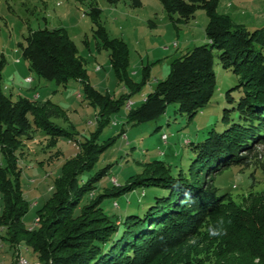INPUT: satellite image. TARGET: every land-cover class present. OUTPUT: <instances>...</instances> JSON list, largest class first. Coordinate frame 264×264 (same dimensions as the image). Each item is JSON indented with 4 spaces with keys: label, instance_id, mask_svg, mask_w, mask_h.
<instances>
[{
    "label": "trees",
    "instance_id": "1",
    "mask_svg": "<svg viewBox=\"0 0 264 264\" xmlns=\"http://www.w3.org/2000/svg\"><path fill=\"white\" fill-rule=\"evenodd\" d=\"M126 1L142 6L141 0H107L111 5ZM158 1L175 23H189L198 10H205L208 43L174 59L168 77L138 107L127 110V123L154 122L172 104L178 105V113L191 118L206 108L218 87L217 54L223 69L241 77V84L227 92L231 107L223 111L226 129H213L204 141L192 144L195 158L188 174L172 175L165 162L155 160L127 185L102 188L96 194L107 168L87 179L84 176L111 145L98 143V136L148 82L150 67H144L141 83L131 79L129 46L123 39L109 37L95 0L89 5L95 37L110 52L111 65L129 90L119 98L91 84L85 59L67 29H30L19 44L30 70L58 86L80 82L89 103L99 109V128L92 137L78 141L73 130L52 121L65 112L51 100L21 97L15 101L7 96L3 72L8 61L0 54V228L4 231L1 238L16 254L24 243L36 264H202L203 253H212L214 264H264V192L251 191L238 204L229 193L220 195L214 185L215 177L231 167L252 170L253 186L256 173L264 177V155L259 151L264 146V27L251 31L230 15L220 14L219 0ZM236 91L242 92L238 100L233 97ZM38 131L47 136L49 147L66 138L77 141L79 151L64 163L50 188L51 197L37 211L36 226L29 228L25 217L31 202L21 183L20 156ZM124 134L123 128L119 136ZM138 186L167 189L170 194L156 198L143 216L121 220L106 212L105 198Z\"/></svg>",
    "mask_w": 264,
    "mask_h": 264
},
{
    "label": "rangeland",
    "instance_id": "2",
    "mask_svg": "<svg viewBox=\"0 0 264 264\" xmlns=\"http://www.w3.org/2000/svg\"><path fill=\"white\" fill-rule=\"evenodd\" d=\"M95 1L102 11V22L109 37L123 39L129 46L131 79L141 83L144 67H150L148 82L131 97L130 101L135 102L134 108L143 102L144 95L168 77L174 59L208 43L206 27L209 18L203 9L198 10L189 23H175L158 0H141V7H133L131 1L116 5L109 4L107 0ZM90 3L91 0H0V54H4L8 61L3 72L4 93L15 101L21 97L51 100L65 112L64 116L54 117L52 121L64 129L73 130L78 141H84L98 131L99 109L89 103L80 82L72 80L67 87L58 86L31 71L19 44L25 41L30 29L63 27L85 59L91 84L115 98L129 93L111 65L110 52L95 37L96 26L89 15ZM218 12L230 15L251 31L264 27V0H219ZM17 60L22 64H16ZM215 63L218 79L216 93L210 104L194 117L178 113V105L172 104L158 120L133 126L127 123L129 108L126 104L121 113L113 118V125L106 127L98 136V143L111 145L101 154L94 170L84 176L87 179L107 168L108 174L98 185L100 189L96 194L102 193V188L111 190L115 186L127 185L131 177L142 173L146 164L155 160L165 162L172 175L189 173L195 158L192 144L204 141L213 129L218 132L226 129L222 121L223 111L231 107L227 92L241 84V77L223 69L217 54ZM241 95L239 91L233 93L236 100ZM123 128L125 134L119 136ZM164 134L168 136L166 144ZM47 139L42 131L36 132L35 138L26 142L20 156L21 183L32 206L25 222L33 227L36 226L37 211L51 197L50 188L60 177L64 163L79 151L77 141L60 138L55 147H49ZM259 151L264 155V146ZM252 172L250 169L242 171L240 167H231L215 177L214 185L220 195L229 193L234 201L241 204L251 191L264 192V177L256 173L257 182L253 186ZM169 194L167 189L138 186L129 193L105 198L103 207L110 216L125 220L129 215L143 216L156 198L168 197ZM36 202L39 205L34 208ZM2 209L0 196V213ZM122 232L123 227L120 228ZM3 234L0 228V264H9L13 249L1 238ZM20 252L36 264L32 260L35 258L32 250L24 243L20 245ZM201 257L202 264H214L216 261L212 253H203Z\"/></svg>",
    "mask_w": 264,
    "mask_h": 264
},
{
    "label": "crops",
    "instance_id": "3",
    "mask_svg": "<svg viewBox=\"0 0 264 264\" xmlns=\"http://www.w3.org/2000/svg\"><path fill=\"white\" fill-rule=\"evenodd\" d=\"M207 42H208V39H207ZM17 63L16 64H19V65H21L22 64V62H20L19 60H17L16 61ZM146 97H147V95H144V98L146 99ZM31 99V98H30ZM144 99V100H145ZM143 100V101H144ZM134 104H135V102H134ZM41 196V195H40ZM39 204H38V202H36L33 206H34V208L35 207H37ZM32 207V206H31ZM37 220V219H36ZM26 225L29 227V228H32L33 227V225H31V224H28V223H26ZM22 254V253H21ZM16 257H17V254L14 252V250H13V254H12V259H11V261L9 262V264H13L14 263V261H15V259H16ZM7 259V258H6ZM9 259V258H8ZM3 264H6V263H3Z\"/></svg>",
    "mask_w": 264,
    "mask_h": 264
},
{
    "label": "bare ground",
    "instance_id": "4",
    "mask_svg": "<svg viewBox=\"0 0 264 264\" xmlns=\"http://www.w3.org/2000/svg\"><path fill=\"white\" fill-rule=\"evenodd\" d=\"M28 81L31 82L30 79H28ZM37 221H38V220H36V222H37ZM16 260H18V262H20V263H22V264H32V262H31L29 259H27L25 256H23V255L21 254V252H18V253H17ZM16 264H18V263H16Z\"/></svg>",
    "mask_w": 264,
    "mask_h": 264
},
{
    "label": "built area",
    "instance_id": "5",
    "mask_svg": "<svg viewBox=\"0 0 264 264\" xmlns=\"http://www.w3.org/2000/svg\"><path fill=\"white\" fill-rule=\"evenodd\" d=\"M133 105H134V102H132V101H129V102L127 103V107H128L129 109H131V107H132ZM163 141H164L165 144H166L167 141H168V136H167L166 134L163 135ZM115 206H118V203H115ZM35 223H36V222H34V224H35ZM15 263L22 264V263L18 262V260H16Z\"/></svg>",
    "mask_w": 264,
    "mask_h": 264
}]
</instances>
